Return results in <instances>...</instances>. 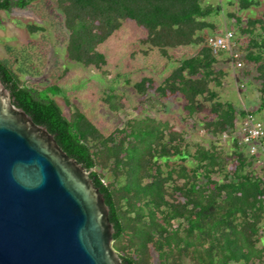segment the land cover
I'll use <instances>...</instances> for the list:
<instances>
[{"label": "trees", "instance_id": "1", "mask_svg": "<svg viewBox=\"0 0 264 264\" xmlns=\"http://www.w3.org/2000/svg\"><path fill=\"white\" fill-rule=\"evenodd\" d=\"M33 1L0 0V10L25 8ZM202 1L56 0L69 33L68 60L98 71L105 68L108 61L99 47L124 21L144 29V43L163 57L172 59L169 50L196 48L162 81L147 76L134 83V90L151 92L161 102L180 95L188 119L198 116L207 134H233L247 112L219 99L218 88L227 74L217 66L220 55H213L206 43V31L215 30L209 19L218 9ZM260 1L238 0V7L248 11ZM229 17L242 24L235 15ZM246 23L240 29L243 34H253L257 26L264 30V18ZM28 29L43 30L34 24ZM244 49V60L255 66L262 111L264 38L250 39ZM0 78L13 103L47 127L59 146L91 171L109 206L114 248L125 264H153V259L156 264H184L185 259L192 264H264V175L235 137L231 153L212 143L196 144L191 154L185 133L152 117L128 120L105 134L77 107L65 116L54 99L61 93L58 87L42 92L29 88L1 59ZM103 101L112 112L124 108L111 97ZM189 157L192 167L185 165ZM176 158L181 164L170 166L168 161ZM218 174L221 180L215 178ZM108 175L112 180L106 181Z\"/></svg>", "mask_w": 264, "mask_h": 264}, {"label": "rangeland", "instance_id": "2", "mask_svg": "<svg viewBox=\"0 0 264 264\" xmlns=\"http://www.w3.org/2000/svg\"><path fill=\"white\" fill-rule=\"evenodd\" d=\"M202 3L218 9V13L209 19L215 30L206 31V34L224 35L231 30L236 49H241L238 50L240 57L236 60H232L228 52L220 54L218 58L217 66L227 74L222 79V87L218 88L219 99L232 103L238 110L255 112L264 117V109L258 111L261 95L254 81L255 66L243 57L248 41L264 38V30L257 26L253 34H243L240 31L246 28V22L250 18H264V0L260 1L258 7L248 11L239 9L238 0H203ZM229 15H235L242 24L235 23ZM0 18V59L29 88L42 92L48 87H58L61 93L54 99L65 116L69 117L71 110L77 107L105 134L121 128L128 120L152 117L168 122L185 133L187 150L191 154L194 153L196 144L210 146L212 143L226 153H231L233 134L228 133L226 138L207 134L198 121V116L194 117V121L186 116L182 96L161 102L151 92L141 95L134 90V83L147 76H154L158 83L162 81L178 60L196 52V48L169 50L172 59L163 57L144 43V29L133 21H124L121 28L99 47V51L106 56L108 65L98 71L68 60L69 33L56 0H36L25 8L0 10ZM33 24L41 26L43 30L32 33L28 25ZM105 97H111V102H121L124 108L112 112L103 101ZM207 106L209 107L208 104ZM192 163L193 160L189 157L185 165L192 167ZM168 164L174 167L180 165L181 161L176 158L168 161ZM254 167L258 165L255 164ZM215 178L221 180L222 175L218 174ZM108 180H112L111 175L106 177V181ZM260 245H264V230ZM184 262L192 264L188 259ZM156 263L153 259V264Z\"/></svg>", "mask_w": 264, "mask_h": 264}, {"label": "water", "instance_id": "3", "mask_svg": "<svg viewBox=\"0 0 264 264\" xmlns=\"http://www.w3.org/2000/svg\"><path fill=\"white\" fill-rule=\"evenodd\" d=\"M90 174L0 78V264H125Z\"/></svg>", "mask_w": 264, "mask_h": 264}, {"label": "built area", "instance_id": "4", "mask_svg": "<svg viewBox=\"0 0 264 264\" xmlns=\"http://www.w3.org/2000/svg\"><path fill=\"white\" fill-rule=\"evenodd\" d=\"M206 43L215 56L228 52L234 60L240 57L231 30L224 35L209 36ZM222 137H228V133ZM233 137L238 140V146L254 160V165H258L257 171L264 175V117L248 111L245 117L237 121Z\"/></svg>", "mask_w": 264, "mask_h": 264}, {"label": "clouds", "instance_id": "5", "mask_svg": "<svg viewBox=\"0 0 264 264\" xmlns=\"http://www.w3.org/2000/svg\"><path fill=\"white\" fill-rule=\"evenodd\" d=\"M248 112V111H247Z\"/></svg>", "mask_w": 264, "mask_h": 264}]
</instances>
